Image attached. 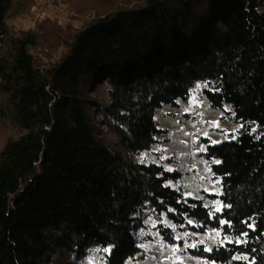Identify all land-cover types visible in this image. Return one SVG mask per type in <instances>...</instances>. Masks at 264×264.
<instances>
[{
  "label": "trees",
  "instance_id": "1",
  "mask_svg": "<svg viewBox=\"0 0 264 264\" xmlns=\"http://www.w3.org/2000/svg\"><path fill=\"white\" fill-rule=\"evenodd\" d=\"M57 1L66 22L45 17L22 29L13 23L37 0H0V116L10 119L0 146V264H85L92 255L141 264L149 217L181 247L221 227L217 240L247 231L246 245L184 252L209 264H264V0ZM197 84L239 125L236 139L201 141L223 192L203 200L164 187L180 170L139 160L167 140L158 111L187 102ZM206 199L232 207L210 218ZM176 232L190 235L176 241Z\"/></svg>",
  "mask_w": 264,
  "mask_h": 264
},
{
  "label": "rangeland",
  "instance_id": "2",
  "mask_svg": "<svg viewBox=\"0 0 264 264\" xmlns=\"http://www.w3.org/2000/svg\"><path fill=\"white\" fill-rule=\"evenodd\" d=\"M45 17H57L62 23L67 21L66 18V10L65 7L60 4L57 0H37L35 7L33 8L31 15L24 19H18L13 24L16 28L27 29L32 27L36 21H39ZM95 93H92L94 95ZM193 95L196 96L198 101H203L200 105H194L191 103ZM191 107L193 110L191 112L185 113L184 108ZM199 113H203V115H199ZM160 126L163 129H166L167 132L163 135L162 138H167L163 144H160L161 148H167L166 152L160 153L151 151L148 152V155L145 157V161L151 160L152 157L159 160L160 155L169 156L171 159L162 161L164 166L168 165L173 168H177L182 173L181 178L177 183L181 185L180 190L183 193L187 191H191L192 188H185L184 185L192 184V178L196 177L198 183L202 185L200 191L198 193H194V195L202 196L203 193L215 194L216 189L220 190L219 184L213 186V183H210L207 179L204 181H199L197 177V173L205 176H212V181L214 182L216 178L211 173H205L204 169L208 166L201 163L202 160H205L202 156H200L197 152V149L204 145L202 143V139H208L211 141H221L225 139V134L227 133V138H231L238 129L237 124L230 122L228 119L224 118L223 114L220 111L214 110L209 106V103L200 95L199 92H192L189 100L187 102H179L176 107L166 106L158 111L156 114ZM176 121H180V123H176ZM212 122H218L219 127H215ZM10 125V119L7 114L3 117L0 116V146L5 138L8 136V128ZM183 129V131H181ZM199 129V131H197ZM184 132L189 133V135L185 136ZM204 132L208 133V136H204ZM183 140L186 143L180 144L178 141ZM195 141V143H194ZM113 148H117L113 145ZM183 153H189L188 155H183ZM140 160V157H139ZM209 164V162H208ZM180 165H184L183 168H180ZM195 165V168L192 171H188V168H192ZM177 183H172L174 187ZM208 188V191H203V188ZM175 188V187H174ZM206 203L211 204L213 201L208 199L205 200ZM141 221H145L142 219ZM147 221V220H146ZM143 229L144 233H149L152 239H144L143 244H152L153 247L148 251L147 259L141 264H160L163 261V264H173L172 261L164 260V256L172 255L170 251L165 250L163 256L159 251H157L158 245H156L155 241L160 239V237H154L152 233L157 232L155 228L152 227L151 221H149L148 228H140L139 234L141 235V230ZM138 235V234H137ZM210 235H214L213 232H209L204 236H200V240L204 239L205 244L211 246L214 241L209 239ZM218 239V238H217ZM178 256L183 259L184 264H202V262L195 257L190 256L188 253L182 251L177 253ZM155 256L156 260L148 259L149 257ZM103 264L100 259L95 258L94 255L91 256L88 262L85 264Z\"/></svg>",
  "mask_w": 264,
  "mask_h": 264
},
{
  "label": "snow or ice",
  "instance_id": "3",
  "mask_svg": "<svg viewBox=\"0 0 264 264\" xmlns=\"http://www.w3.org/2000/svg\"><path fill=\"white\" fill-rule=\"evenodd\" d=\"M203 88L207 89L209 88V85L207 83H204L203 85ZM201 89V85L200 84H197L195 86V89L193 90L194 92H199ZM216 91H219V89H216ZM177 103H179V101H177ZM192 104L194 105H200L203 103V101H198L196 96L193 95L192 97V101H191ZM193 109L191 107L189 108H184V112L185 113H188V112H191ZM226 110H230V109H227ZM233 115H235V113L233 112L232 113ZM199 115H203V113H199ZM176 123H180V121H176ZM214 124L215 127H219V123L218 122H212ZM241 128L244 127V125H240ZM181 131H183V129H181ZM197 131H199V129H197ZM234 131H239V129H235ZM252 131H255V129H253ZM204 136H208V133L207 132H204L203 133ZM184 135L187 136L189 135V133L187 132H184ZM225 138L227 139V133L225 134ZM259 137H257L258 139ZM232 139H236V136L233 135L232 136ZM178 143L180 144H185L186 142L183 141V140H180L178 141ZM195 143V141H194ZM212 144H217V143H220V141H216V140H213L211 141ZM152 151H155V152H160V153H163V152H166L167 151V148H161L160 146H156L155 148L152 149ZM207 151V148L204 146V145H201L198 149H197V152H206ZM189 153H183V155H188ZM148 155V153H142L141 156H140V163L143 164L145 162V157ZM171 159L169 156H166V155H160L159 156V160L160 161H164V160H169ZM151 163H157V159L155 157H152L151 158ZM201 163L205 164V165H208L205 169H204V172L205 173H211L213 176L215 175V173L213 172L212 170V167L208 164V161L207 160H202ZM212 163L214 164H220L221 161L219 160H213ZM184 165H180V168H183ZM195 168V165L192 166V168H188L187 170L188 171H192L193 169ZM164 170L167 171V172H173V171H178L177 168H173L171 166H168V165H165L164 166ZM197 177H198V180L199 181H204V180H208L210 183H213V186H215L216 184H220L221 183V180L219 177H217V179L213 182L212 181V176H205V175H200L199 173H197ZM172 186L171 184V181H169V183L165 184L164 187H170ZM175 189L177 191L180 190L181 188V185L179 183H177L175 186ZM185 188H188V187H191L192 190L191 191H187L185 193H183L184 197L185 198H188V197H192L194 199H199V200H203V197L199 196L198 194L197 195H194V193H198L202 187V185L200 183L197 182L196 180V177H193L192 178V184H186L184 185ZM203 191L207 192L208 191V188H203ZM215 194L216 195H223V192H221L219 189H216L215 191ZM180 201H178L179 203ZM185 203L187 202V199H185L184 201ZM192 207H196L195 204L192 205ZM203 207L205 208H211L212 211L209 212V217L210 218H213L215 216V213H223V209L224 208H231L232 205L230 204H223L222 201H213L211 204H208V203H205L203 205ZM168 211H173L172 209H168ZM251 219V218H250ZM149 221H151V224H152V227L155 228L156 227V221L152 220L151 217H149ZM149 221H145V223H148ZM161 223H163L165 225V227H168V228H171L174 232H175V229H176V225L175 224H172L170 223L169 221L167 220H161L160 221ZM187 223L189 225H192L193 224V221L191 219H189L187 221ZM218 223L221 225V226H227L228 229H231L232 228V222L230 220H225V219H219L218 220ZM242 223H245L247 225L248 228H251L252 231H256V226L254 223H248L247 221H242ZM196 226H200V225H196ZM181 227H183V225H181ZM214 235H210L209 236V239L214 241V242H217L218 245L220 247H223L225 245H228V244H248V240L247 239H241L240 237H248L249 233L247 231H244V232H241L239 233V235L237 236V238L235 240L231 239L228 235H224L222 239H219L217 240V238L221 237V233L225 231V229L223 227H221V229L217 230V229H213L212 230ZM141 235H145L143 229L141 230ZM152 235L154 237H160V233L159 232H155V233H152ZM190 235V233L188 232H184V233H179V232H176L175 236H174V239L176 241H180L182 239H184L185 237H188ZM191 235H195V233L191 234ZM156 245H158V248H157V251H159L161 253V255L163 256L165 250H168L171 252L172 255L170 256H164V260H167V261H172L173 264H184V261L183 259H181L180 256L177 255V253L179 252H182L184 250H187L189 248H192V249H195L197 248V245L200 244V245H205V240L204 239H201L197 242H193V243H188L187 239H184V243H183V246L181 247L180 244H167L164 242L163 238L161 237L160 239H157L155 241ZM140 248H143L145 251H149L153 245L152 244H140L139 245ZM95 251H100V249H96ZM104 252L106 253H109L111 254V248H104L103 249ZM203 251L205 252H211L213 251V249L209 246H205L203 248ZM252 251H255V249H252ZM148 259H151V260H156V257L155 256H152V257H149ZM234 259H244V260H248L249 258L247 256H243V257H234ZM89 264H91V261L89 262ZM160 264H163V261L160 262ZM202 264H209V261L207 259H205ZM211 264H215V261H211ZM249 264H256V259L253 257L250 261H249Z\"/></svg>",
  "mask_w": 264,
  "mask_h": 264
}]
</instances>
